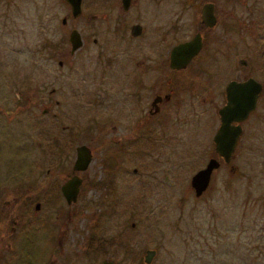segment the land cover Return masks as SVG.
<instances>
[{
    "label": "flooded vegetation",
    "instance_id": "1",
    "mask_svg": "<svg viewBox=\"0 0 264 264\" xmlns=\"http://www.w3.org/2000/svg\"><path fill=\"white\" fill-rule=\"evenodd\" d=\"M62 2L65 13L59 36L48 44V88L46 83L28 81L13 98L6 92L0 96V264H12L13 248L20 255L18 264H36V253L29 251L36 238L53 257L47 264H88L89 257L109 245L113 251L100 264H116L119 235L105 237L98 224L122 193H130L126 184L134 180L130 172L136 174L137 168L128 166V157L147 153L149 147H165L175 121L176 132H192L187 135L193 146L199 145L201 127L214 128L213 157L220 162L214 136L231 81L242 85L251 81L257 87L252 108L230 123L240 127L233 153L239 147L246 154L264 152V0L257 1L263 6L258 20L250 15L248 0H80L75 17L68 3ZM248 21L257 23V34L250 52L235 54L232 64L228 60L233 56L232 39L226 32L244 34ZM73 29L81 40L75 50L69 41ZM33 68L36 73V59ZM233 68L234 75L221 91L213 81L201 80L202 72ZM37 104H43L41 114L49 115L54 127L70 121L59 128L68 137L66 143L70 137L71 142L83 137L75 142L74 159L64 171H47L64 200L62 185L72 177L78 180L75 201L65 200L66 204L75 203L84 186L89 196H97L100 203L92 216L97 224L87 225L85 210L80 225H72L76 210L60 214L63 220L55 210L52 217L37 214L41 206L36 201ZM185 120L193 121V126L184 127ZM81 145L90 160L84 169L73 170L76 148ZM51 195L56 197L57 192Z\"/></svg>",
    "mask_w": 264,
    "mask_h": 264
},
{
    "label": "rangeland",
    "instance_id": "2",
    "mask_svg": "<svg viewBox=\"0 0 264 264\" xmlns=\"http://www.w3.org/2000/svg\"><path fill=\"white\" fill-rule=\"evenodd\" d=\"M248 1L250 15L258 20L263 14L261 2ZM236 7L241 9L239 5ZM64 13L62 0H0V96L6 92V96L13 98L28 81L46 83L48 88L51 63L48 44L54 36L58 39ZM77 23L81 25V17ZM254 24L248 21L244 34L234 30L232 34L226 32L232 39L230 53L234 57L228 56L232 64L237 58L235 54L250 52L257 34V23ZM15 66L18 67L16 71ZM37 66L41 67L38 73ZM234 70L202 72L201 80L204 83L213 81L215 89L221 91ZM42 107L43 104L36 105V140L40 144L36 145V201L41 204L37 214L52 217L55 210L58 219L63 220L66 218L60 214L76 210L78 217L73 215L72 225H80L85 210V220L89 219L87 225L97 224L92 216L98 211L100 200L95 195L89 196L87 186H84L82 197L68 205L60 193L58 195V187L55 189L51 184L52 173L47 170L64 171L74 159L75 142H81L83 137H75L71 142L69 136L70 142L66 143L64 140L68 137L63 136L59 128L70 121L54 127L49 115L41 114ZM174 122L165 147H149L147 153L137 152L128 157V166L137 168L136 174L130 172L134 180L123 181L130 193H122L111 211L100 218L99 230L103 229L105 237L119 235L116 264H146L147 250H154L147 264H264V152L246 154L239 147L228 164L220 161L209 186L196 197L189 181L210 157L215 156L214 128L201 127L204 129L197 131L199 145L196 142L193 146L187 135L192 132H176L178 124ZM193 124V121H184L186 128ZM53 161L57 163L52 166ZM52 192H57V196L53 197ZM32 206L33 203L28 207ZM68 242L71 243L70 238ZM47 250L40 246L38 238L36 246L29 249L36 253V264L53 260ZM112 251L113 246L109 245L89 257L87 262L100 264ZM10 255L12 264H18V249L13 248Z\"/></svg>",
    "mask_w": 264,
    "mask_h": 264
},
{
    "label": "water",
    "instance_id": "3",
    "mask_svg": "<svg viewBox=\"0 0 264 264\" xmlns=\"http://www.w3.org/2000/svg\"><path fill=\"white\" fill-rule=\"evenodd\" d=\"M71 9L73 17L80 12V0H65ZM69 41L72 45V50L78 48L81 44L79 33L73 29L70 32ZM175 58V57H174ZM256 85L251 81L248 83L238 84L234 81L229 82L226 86V104L219 110L220 125L214 136L215 150L217 156L222 162L228 163L233 155L235 142L240 134L239 126H231V121H237L243 118L252 108L255 98ZM247 89V90H246ZM90 160V153L83 145L76 148V158L73 170H81L86 167ZM220 165L218 158L211 157L206 165L197 170L190 179V187L194 195L199 197L207 189L214 170ZM78 180L75 177L68 179L62 187L61 191L68 204L75 201L77 194ZM39 204H36V208ZM154 250H147L144 256V263H149Z\"/></svg>",
    "mask_w": 264,
    "mask_h": 264
}]
</instances>
